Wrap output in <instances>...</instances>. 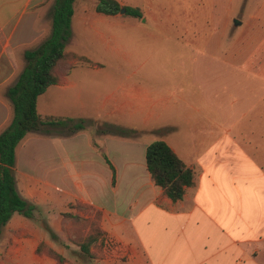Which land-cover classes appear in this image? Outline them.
I'll list each match as a JSON object with an SVG mask.
<instances>
[{
	"label": "crops",
	"instance_id": "obj_1",
	"mask_svg": "<svg viewBox=\"0 0 264 264\" xmlns=\"http://www.w3.org/2000/svg\"><path fill=\"white\" fill-rule=\"evenodd\" d=\"M82 1L73 5L75 28L106 42L119 24V53L130 41L124 30L141 32L150 42L143 45L153 50L159 39L164 52L159 62L170 68V82L162 93L146 85L141 79L148 80L150 73L143 67L152 58L133 60L131 54L119 60L114 108L139 120L141 127L135 129L150 130L157 108L175 115L179 105L184 108L193 98L195 133L191 144L184 143L200 147L192 158H182L174 149L178 144L169 143L179 136L178 126L167 122L162 127L170 129V141L163 140L192 168L194 183L173 201L154 184L146 165L143 172L131 167L121 177L118 165L107 157L115 169L113 181L106 153L83 130L70 136L29 133L16 148L14 173L19 195L37 209L31 217L14 212L3 226L0 264H100L69 239L70 222L62 213L77 212L69 207L74 203L90 208L78 211L84 216L99 212L104 234L127 246L126 256L113 264H264V0H228L218 21L216 0H117L140 8L141 18L97 12L96 0H88L92 9L76 12L75 4ZM52 2L0 0V130L11 117L5 91L21 72L24 50L48 33L45 15ZM72 62L69 74L51 86H78L71 78L77 65ZM93 64L102 78L114 76ZM123 64L132 70L122 69ZM182 76H190L192 96ZM41 242L64 261L38 253Z\"/></svg>",
	"mask_w": 264,
	"mask_h": 264
},
{
	"label": "trees",
	"instance_id": "obj_2",
	"mask_svg": "<svg viewBox=\"0 0 264 264\" xmlns=\"http://www.w3.org/2000/svg\"><path fill=\"white\" fill-rule=\"evenodd\" d=\"M75 0H53L48 9L50 27L43 40L35 47L24 50V66L16 81L5 91L11 106L9 122L0 130V233L14 212L26 217L33 216L36 206L19 195L14 173L15 152L18 144L29 133L45 136H70L85 127L82 119L55 115L41 116L37 111V98L46 89L56 84L60 77L69 74L74 58L85 62L84 56L66 51L65 45L71 37V17ZM124 9V14L141 18L138 7L121 5L117 0H96L97 12L114 15ZM127 130V129H125ZM135 129H133L134 131ZM128 131V130H127ZM130 131V129H129ZM115 176V169L104 154ZM145 165L154 184L173 201L182 199L186 187L192 186L194 172L163 139H156L146 145ZM77 212L62 213L63 220L70 222L69 239L85 257L99 258L100 229L99 212L94 217L84 216L78 211L88 212V206L69 204ZM51 237L55 234L47 227ZM37 252H46L59 263L64 258L44 242L39 243Z\"/></svg>",
	"mask_w": 264,
	"mask_h": 264
},
{
	"label": "rangeland",
	"instance_id": "obj_3",
	"mask_svg": "<svg viewBox=\"0 0 264 264\" xmlns=\"http://www.w3.org/2000/svg\"><path fill=\"white\" fill-rule=\"evenodd\" d=\"M239 1L241 0H234L235 3ZM88 2V0H83L79 5L80 8L78 4H75V11L92 9ZM216 2L218 21V17L222 16L227 9L228 0H216ZM45 16L50 24L48 11ZM75 27L76 25H73L72 20L71 34L72 30L75 32L71 35L72 39L70 37L65 48L67 51L76 52L78 56L82 55L88 58L90 62L74 58L73 60L77 65L71 72V78L78 81V86L64 90L55 86L48 87L45 93L38 98L39 113L60 114L74 119H82L85 127L81 131L86 132L91 140L104 150L107 157L118 165L121 177L131 167L137 172L145 170L143 166H145V148L148 143L165 137L170 141V129L162 127L167 122L178 126L180 132L179 136H173L175 138L171 139L169 143L178 144L174 149L182 158H192L193 153L197 152L196 149H200V147L192 148L184 143L191 144V137L195 133L192 127L195 122L193 106L196 102L193 98L187 99L184 108V105L182 107L179 105L178 110L180 111L175 115L167 114V110L162 107L157 108L158 116L151 119L150 125L154 128L150 130L135 129L141 127L140 121L131 118L127 112L119 114V111L114 108L116 97L119 95V60L125 57L130 58L131 54L133 60L144 58L145 55H150L152 58L143 67L145 71L150 73L148 80L141 79V81H145L146 85H151L157 92L162 93L165 86L170 82L168 77L170 68L159 62L160 59L162 61L164 55L158 46L159 39L154 41L153 46L156 45L157 48L155 47L153 50L149 45L147 46L150 42L141 32L135 28L128 31L124 30L123 35L130 41L124 45L119 53V24L110 30L113 37L109 36L106 42L95 40L89 30ZM134 40L137 41L136 44ZM143 43L147 44L143 45ZM19 62L23 68L24 57L23 59L20 57ZM93 63L102 66L103 71L113 72L114 76L108 79L102 78L101 73L92 69ZM121 68L126 71L132 70V67L126 64H123ZM171 75L173 77L180 76V74L173 73ZM182 81L189 95L192 96L195 87L191 83L190 76L183 77ZM11 83L12 80L7 84ZM80 93L81 96L78 97L77 95ZM133 129L135 130L133 131ZM123 181L126 179L124 178ZM63 255L67 256L66 252L63 251ZM82 264L99 263L87 260Z\"/></svg>",
	"mask_w": 264,
	"mask_h": 264
},
{
	"label": "built area",
	"instance_id": "obj_4",
	"mask_svg": "<svg viewBox=\"0 0 264 264\" xmlns=\"http://www.w3.org/2000/svg\"><path fill=\"white\" fill-rule=\"evenodd\" d=\"M127 254V246L110 234H103L100 239L98 261L102 264H113Z\"/></svg>",
	"mask_w": 264,
	"mask_h": 264
},
{
	"label": "water",
	"instance_id": "obj_5",
	"mask_svg": "<svg viewBox=\"0 0 264 264\" xmlns=\"http://www.w3.org/2000/svg\"><path fill=\"white\" fill-rule=\"evenodd\" d=\"M123 12H124V9H121V10H120V13H123Z\"/></svg>",
	"mask_w": 264,
	"mask_h": 264
}]
</instances>
